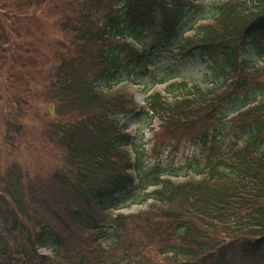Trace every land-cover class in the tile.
Here are the masks:
<instances>
[{
    "label": "trees",
    "instance_id": "obj_1",
    "mask_svg": "<svg viewBox=\"0 0 264 264\" xmlns=\"http://www.w3.org/2000/svg\"><path fill=\"white\" fill-rule=\"evenodd\" d=\"M192 4L0 0V264H264V65L241 59L248 46L264 55V0L217 3L185 37ZM50 17L70 43L58 44L36 89L47 103L35 113L36 135L27 121L39 95L28 71L37 70L40 54L32 25ZM147 29L162 41L151 51L140 43ZM167 43L181 59L198 56L209 72L210 87L181 80L163 89L170 97L145 99L148 113L165 114L202 148L180 182L156 169L140 177L121 124L136 102L112 87L124 74L147 77L150 87L177 78L152 74L154 51ZM226 107L234 114L225 117L234 135L228 142L224 127L211 129ZM36 138L43 159L47 150L58 154L44 169L34 165L43 160L23 159ZM145 186L147 209L113 213L114 202Z\"/></svg>",
    "mask_w": 264,
    "mask_h": 264
},
{
    "label": "rangeland",
    "instance_id": "obj_2",
    "mask_svg": "<svg viewBox=\"0 0 264 264\" xmlns=\"http://www.w3.org/2000/svg\"><path fill=\"white\" fill-rule=\"evenodd\" d=\"M191 1L193 2L190 8L191 11L188 12L189 14L187 15L185 24L182 27V32H184L183 35L185 37L192 35V31L185 32L189 25H191L194 21L200 23L202 22L201 19L212 17L214 13V6L217 3L220 4L226 0ZM59 8L64 10L62 5H60ZM52 12L53 10L47 9L48 14L53 15ZM50 18L51 20L49 21L44 20V23H41L39 20H34L32 25L35 35L40 39V41L35 42V47L40 50L39 57L36 56L38 64L37 70H28L29 77L33 82L32 90L35 92L36 89H43V78L52 67L50 65H52L55 61L54 56L58 44L62 43L63 45H68L70 43L69 35H66L65 31L61 30L60 27L58 28L54 23L53 20H57V18ZM154 32L155 30L153 29L144 30L140 37V43L145 46L147 51L152 50L150 49L152 45L162 43L161 40H158V35ZM173 48L174 45L167 43L164 46L159 47L158 50L154 51L153 56L155 60L153 59V61L155 69L152 74L156 75V80H158L159 77L169 79L176 76L177 79L175 82L185 80L191 88L194 86H198L203 89L210 87L205 82V76L209 74V72L206 69V65L201 62L200 58L198 56H190L185 59H181L179 55L171 52ZM241 59L252 61L260 68H263L261 64L264 63V55L262 58H258L254 48L251 46L246 48V52L241 55ZM39 65L40 68L38 67ZM126 77L133 78V80L137 81V83H130L131 81L127 82ZM120 79L121 80L118 83H114L112 85L113 90L115 92H127L132 94L137 106L134 113L121 120V124L126 127V130L133 138L134 144L132 150L135 149V155L140 159V177L142 174L152 172L156 169V171H159L160 174L164 176L178 175L177 177H174L177 181L185 179L184 177L179 178V176L186 174L189 166L195 164L196 158L202 157V148L190 141L188 133L182 132L181 129L174 128L165 114L154 115L148 113L149 109L145 104V98L149 92H152L151 94L160 92L163 95H166V97H170V95L166 94L163 90L166 85L151 88L148 80H146L147 77L140 81L136 78L134 79V76H128L127 74L122 75ZM211 81L212 80L210 79L208 80L209 83H211ZM172 82L173 81H170L169 83ZM27 84L29 87L32 86V83ZM32 106L33 109L37 110V112H30L29 117H27V121L31 124L35 134L38 135L42 126L40 121L35 117V113H45L47 103L40 98L39 94L32 102ZM226 110L227 113H224L223 116H221L222 122L220 123L216 121L211 129L216 128L218 134L219 129L224 127L222 136H224L225 140L228 142L234 135L232 131L227 129L228 126L226 124H228V121H226L227 119H225V117L227 116L230 118L233 113L232 107H226ZM38 138H36V140ZM41 142L42 141L40 140L35 142L32 141L29 153L25 152L26 157H23V159H25V161H32L33 159L39 161L43 160L41 162H36L34 165H38L44 169L45 164H48L49 162L55 163L58 161V154L54 151L47 150L44 152L45 157L43 159V144ZM199 162H201L200 159ZM135 175H137L136 172ZM137 176V178H139V175ZM144 189H146V186L140 188V190L136 191L131 197L124 200L119 199L114 202V204H118L120 209L119 211H115L113 213L123 212L132 214L147 209L151 202L145 200ZM102 243L106 246L108 244V240L105 239ZM47 252H49V250Z\"/></svg>",
    "mask_w": 264,
    "mask_h": 264
}]
</instances>
